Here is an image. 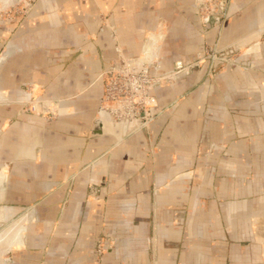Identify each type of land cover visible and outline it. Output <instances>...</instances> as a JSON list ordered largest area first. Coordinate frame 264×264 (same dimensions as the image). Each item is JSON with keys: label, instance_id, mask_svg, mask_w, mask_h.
<instances>
[{"label": "crops", "instance_id": "0c3cea01", "mask_svg": "<svg viewBox=\"0 0 264 264\" xmlns=\"http://www.w3.org/2000/svg\"><path fill=\"white\" fill-rule=\"evenodd\" d=\"M35 1L23 22L0 21V219L32 210L0 231V264L25 245L17 251L21 264H96L102 235L116 241L103 264H174L184 224L205 230V214L213 217L208 239L214 246L223 239L226 248L233 208L250 185L264 184V138L256 153V137L232 135L234 128L242 135L254 128L243 112L249 102L262 112L255 127L264 132V58L242 55L220 78L223 88L207 85L204 68L193 76L201 85L187 97L185 88H158L160 114L149 135L120 143L121 127L99 108V75L117 60L108 27L126 55L158 60L166 71L200 47L205 29L194 0ZM230 11L226 45L264 27V0H234ZM27 94L60 100L59 114L56 106L45 109L52 116L30 113L21 102ZM206 204L210 213L199 209ZM27 222L36 224V251L24 237ZM217 224H224L221 232ZM44 242L46 257L39 250ZM198 249L183 252L180 263L187 256L197 264Z\"/></svg>", "mask_w": 264, "mask_h": 264}, {"label": "rangeland", "instance_id": "374dc122", "mask_svg": "<svg viewBox=\"0 0 264 264\" xmlns=\"http://www.w3.org/2000/svg\"><path fill=\"white\" fill-rule=\"evenodd\" d=\"M233 1L234 0H194L193 7L196 10L195 15L197 21L200 23L203 29H205V32L203 33L202 31L203 34L200 32L201 40L200 39L199 40L201 41V44L200 47L196 49L195 53L192 56L186 55V57L184 56L185 59H181L177 61H183L184 63L191 62L195 64L193 68L189 71V73L180 74L170 84H167L163 87H158V86L154 87L152 91V96L156 91H158V88L160 89V88H171V87L173 89L185 88V90H183L184 97L191 95V93L196 88H198V86L201 85L200 83L201 81L199 83L194 82L195 81L194 74L200 68H204V71H206V77H205L206 79L211 77V81L207 85H211L213 81L215 83L214 86L218 88H223L220 78L222 77L223 74L227 73V69H226L227 67L238 66V64L242 62L241 57H244L242 55L249 57H256L258 55H261V57L264 58V45L261 44L262 46L260 45L258 49L259 41L262 42L264 41V27L255 29L245 34L243 38L235 41L234 43L226 45V43L224 42L223 28L224 26H227L229 24L230 15H231L230 10ZM35 4H36L35 0H0V21L10 22V23H21L29 16ZM252 35H254V37L248 40V38ZM122 53L124 56L129 57L131 59H135L139 62L142 63L149 62L148 60L144 61L143 59H141V57L126 55L123 51ZM187 56L190 57L187 58ZM171 69L166 70L165 72L171 71ZM178 83L179 86H177ZM26 88L27 87H25V89ZM21 102L27 106L28 111H30V113H34L36 111V113L41 116L43 115L52 116L51 112L48 113L46 110L40 111V106L42 105V103L45 102L44 104L45 109L50 108V106L51 107L55 106L54 103H52L54 101H52L51 99H38L37 97L36 98L32 97L30 94H27L25 96L24 101ZM38 102L40 103V106ZM56 102H57L56 108L58 113L56 112L54 114L58 115L59 114L58 107L60 100H57ZM248 104H250V107L248 106V109L244 110L243 112L245 114L244 116L250 118V123L253 124L254 128L249 129V133L248 132L244 133V134H248V136H244V134L242 135L241 133H238V131L236 133V130L234 128L233 130L234 134L232 135L234 137H237L238 139L240 138L251 139L256 137L257 143L255 144L253 143V146L255 152L259 153V148L261 147L259 142L261 141L262 138H264V132H261L262 129L260 127L256 128L255 125L259 124L258 119L259 120L262 119L263 114L262 112L255 111V108L251 107V102H249ZM32 105H34L35 111L32 110ZM159 114L160 111L157 110L155 112V118L153 119V122L156 119H158ZM238 114L240 116V113ZM149 131H150V127L148 129L140 130L139 132L132 134L130 136H134L139 133L149 135ZM215 131L217 133V134L215 133L216 136L220 135L219 129H215ZM242 131H245V129ZM207 132H208L207 129L206 130L204 129V131L202 132V135L204 134V137L206 138L208 134ZM258 133H261V135H258ZM261 136L262 138L258 140V138ZM127 137L122 139L120 143L123 140H125ZM256 161L257 160H254L253 164L256 165L254 167L258 168L260 164ZM254 170L255 169H253V171ZM252 179L255 181L254 176ZM262 179L264 180V176L262 177ZM259 180L260 178L257 181ZM255 187L258 188L259 190L254 191L253 189H255ZM248 190L249 191L248 193L246 192V196L243 195L244 201H241L240 203L237 204V206L233 208V220H234L233 224H227V228L232 233L233 238L232 240H228L226 248L224 245L225 241L223 239L220 240L219 238H217L218 240L215 241L217 244L216 246H214L213 243L214 241L208 239V235H210V233L213 232L212 224H210V220L213 217L208 214L201 215L200 219L202 220V222L205 220L208 221L206 222V224L205 222L202 223V227L206 231L198 230L197 227L194 230H192V226H190L192 224L189 225L190 226L189 227L190 230H189L188 225L184 224L185 226L184 246L179 247V255L177 257V261H175L176 264H181L180 262L182 257L180 255L183 252L184 254H188L192 251H196L198 247H199L198 253L200 254V257L198 258L197 264H264V184L262 185L259 182L255 185H250ZM208 205L207 204L204 206L201 205L199 209L203 211L204 207H206L204 211L210 213L211 210L208 207ZM31 212L32 210L29 208V209H24L17 214H9L7 216H4V219H0V231L5 227L12 225L13 222H16L24 217L26 218L27 215L30 216ZM187 212L188 210H186V212L183 214L184 221H186L187 219L188 216ZM241 219H243V222H240L242 221ZM25 224H26L25 225L26 231L24 233L25 235L24 237L29 236L30 239L29 242L32 244L31 248L32 250L36 251V229H37L36 224L34 225L31 224L30 222H27ZM220 226H221L220 224L216 225L217 232H221L219 228ZM222 227L224 228V224H222L221 228ZM200 231L202 232L199 233ZM199 235H201V237H198ZM217 236L218 237L221 236L220 233L217 234ZM115 243L116 241L110 240L108 237H105L103 235L97 239L94 247L96 264H103L102 262L103 256L107 255V253L113 250V248L115 247ZM39 244L40 243L37 242V245ZM47 244L48 242H44V245L39 248L42 257H46L47 255L48 252ZM211 245H213L214 247H211ZM27 248L28 246L25 245L10 250L8 254L5 255V260H6L5 264H21L23 262V259L19 258L17 251L20 252L23 251L24 249L26 251ZM224 251H226V254L228 256L224 255L225 253ZM224 256L226 258H224ZM207 258L210 260V263L202 262L204 261V259ZM183 260L185 264H195L192 261V258H188L187 256H184ZM64 264L67 263L64 262Z\"/></svg>", "mask_w": 264, "mask_h": 264}, {"label": "built area", "instance_id": "2783aa9c", "mask_svg": "<svg viewBox=\"0 0 264 264\" xmlns=\"http://www.w3.org/2000/svg\"><path fill=\"white\" fill-rule=\"evenodd\" d=\"M108 28L109 36L115 42L114 51L117 60L99 75L103 81L99 108L114 124H121L125 120L135 122L136 124L127 134L130 136L140 130L148 129L155 118L153 88L163 87L180 74L189 73L195 63L176 61L168 72L162 71L159 61L138 63L137 60L123 55L114 28ZM38 104L40 106L39 102ZM44 104L45 102L40 106V111L45 110ZM32 110H35L34 105Z\"/></svg>", "mask_w": 264, "mask_h": 264}, {"label": "water", "instance_id": "95a60500", "mask_svg": "<svg viewBox=\"0 0 264 264\" xmlns=\"http://www.w3.org/2000/svg\"><path fill=\"white\" fill-rule=\"evenodd\" d=\"M149 62H152V61H149ZM138 63H142V62H139L138 61ZM52 101H54V102H52V103H54V105L55 106H57L56 105V101L57 100H52ZM132 123H130L129 121H127V120H125V121H123L120 125H121V138H125L126 136H127V134L129 133V131L134 127H132L131 129H129L130 128V125H131ZM96 128L98 129V128H100V121L99 120H97L96 121Z\"/></svg>", "mask_w": 264, "mask_h": 264}, {"label": "bare ground", "instance_id": "6f19581e", "mask_svg": "<svg viewBox=\"0 0 264 264\" xmlns=\"http://www.w3.org/2000/svg\"><path fill=\"white\" fill-rule=\"evenodd\" d=\"M152 102H154V100H152ZM104 114H105V113H104ZM105 115H106V114H105ZM106 117H107V115H106ZM107 119L109 120L110 123H112L108 117H107ZM130 123H132V124L130 125V128H129V129H131V128L136 124L135 122H130ZM112 124L115 125V126H119V127H121L120 124H114V123H112ZM122 139H124V138H120L119 141H121Z\"/></svg>", "mask_w": 264, "mask_h": 264}]
</instances>
